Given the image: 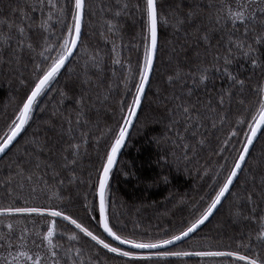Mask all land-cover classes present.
Wrapping results in <instances>:
<instances>
[{
    "label": "trees",
    "instance_id": "trees-1",
    "mask_svg": "<svg viewBox=\"0 0 264 264\" xmlns=\"http://www.w3.org/2000/svg\"><path fill=\"white\" fill-rule=\"evenodd\" d=\"M55 4L53 8L47 0L43 6L39 0H0V20L5 21L0 32L11 37L0 42V140L50 64L44 57L59 54L66 31L59 21L67 22L70 13L61 16L59 11L69 7L66 0ZM137 5L142 6V0H86L76 52L37 99L28 124L0 157V210L58 206L94 235L125 249L100 229L96 185L97 172L139 82L144 17ZM219 7V0H158V48L151 80L106 193L110 227L122 237L154 241L186 230L207 210L243 146L252 117L259 115L264 101V44L256 45L254 37L261 29L253 26L247 37L257 49L255 67L233 50L228 71L243 81L234 83L215 71L224 66L223 60L217 65L214 58L227 54L232 31L231 25L221 30L215 23ZM44 20L47 24L42 26ZM17 26L25 28L23 36ZM206 33L209 39L204 41ZM243 34L244 27L239 26L232 41L244 39ZM20 41L23 47H18ZM203 69H208V79L201 84ZM184 107L190 110L187 115ZM262 218L264 126L216 213L198 232L167 250L239 251L264 264V237L258 226ZM51 220L0 216V236L8 237L0 241V264L11 260L9 252L17 250L24 229L27 249L35 251L33 241L42 242L43 255L48 245L42 236ZM55 225L52 241L62 246L56 249L61 264L65 260L67 264H243L231 257L198 255L128 261L62 218H55ZM71 235L78 239L70 240ZM65 249H71V258Z\"/></svg>",
    "mask_w": 264,
    "mask_h": 264
},
{
    "label": "snow or ice",
    "instance_id": "snow-or-ice-1",
    "mask_svg": "<svg viewBox=\"0 0 264 264\" xmlns=\"http://www.w3.org/2000/svg\"><path fill=\"white\" fill-rule=\"evenodd\" d=\"M69 7L67 9H59L61 16L65 12L70 13V19L65 22L63 19H60V23L66 29L63 34L62 41L59 43V54L56 57H44L46 60L50 59L51 62L46 69L43 70V74L38 77L37 81L34 84V87L31 89L30 94L26 96V99L22 101V106L18 110V115L12 121L9 127V134H7L2 140H0V153H3L8 149L9 145L13 143L16 137L20 134L21 130L25 128V125L28 124L29 119L33 112V107L37 102V99L45 93V90L48 88L49 84L56 79L57 75L61 72V69L65 66L66 61L70 56L73 55L74 49L78 46V41L81 36V21L85 11L86 0H66ZM45 0H39V5L43 6ZM47 3L55 8V0H47ZM220 7L216 12L215 23L221 27V30L226 28L228 25H231V33H229V47L227 54L223 57L216 56L214 59L219 65L220 61L223 60V68L217 66L215 71L221 72L223 75H226L229 80L237 84H242L243 81H239L236 77L228 71V65L232 63V52L233 50L240 52L246 59L251 60L252 65L255 67L258 63V58L256 57L257 49L253 47V44L247 42V37L249 32L254 31L255 25H259L260 31L256 32L254 37V42L256 45L264 44V0H219ZM127 8L125 4L123 6ZM138 10L141 12L144 17V36H143V62L139 67V82L136 85V90L131 100V103L127 107V114L122 116L123 121L122 125H118V131L113 134V142L111 143L110 150L105 154V159L101 163V166L97 172L98 183L96 185L99 204V225L103 228V231L107 233L113 241H118L119 245H127V249H122L117 246H112L110 243L105 242L104 239L99 238L97 235H94L87 227L82 223L77 222L75 218L71 215L66 214V212L58 207H36V206H24V207H9L3 210H0V216H40V217H50L51 221L48 223V230L46 234H43L42 241L47 242V249L44 250L43 255L41 254L40 249L42 248L41 244L35 243L33 241L32 248L36 249H27V245L24 241L28 240L26 235L27 230H21V234L18 238L19 243L16 245L17 250L15 252H9L11 260L7 264H61V257L58 255L56 249H62V246L53 244L52 237L56 231L55 218H62L64 221H68L70 224L74 225L80 233H83L84 236L90 237L97 245H101L104 249H107L110 253H115L120 257L127 258L128 261H147L152 260L153 258H163L168 256H187V255H198V256H210V257H231L236 261L243 262V264H258L256 258H252L246 254H240L239 251H201L195 253L189 252H180V251H171L167 250V246L173 245L176 241H180L185 237H188L189 233H192L200 224H203L207 220L208 216L212 213L213 209L221 203L222 197L225 196V193L229 191V186L233 183V178L237 176L239 170H241L242 164L245 162L246 155L249 152L250 146L253 144V140L257 135V132L261 129V126H264V101L260 102V112L259 118L256 116L252 117V124H249V133L245 134V140L242 148L239 151L237 158L235 159L232 168L229 171V174L225 178L223 184L219 187V190L216 192L214 198H212L210 205L207 210L186 230L181 231L179 234L172 235L170 238H163L158 240H136L134 238L129 239L122 237L117 234L116 231L110 227V220L106 207V193L109 186V174L112 171L113 165L116 163L117 153L120 151L121 146L125 143V137L128 132V126L132 124V118L136 115L137 109L141 105L142 94L145 89V85L149 80V74L153 69V59L157 52L158 48V33H157V23H158V0H142V6L137 5ZM22 16L27 18L26 13H21ZM116 15L119 16L120 12H116ZM191 15V13L189 14ZM51 13H49L48 19L50 20ZM5 23V21L0 20V24ZM178 23H183V21H178ZM47 24V20L42 21V26ZM239 26L244 27V39L238 41H232L231 36L237 32ZM12 27L11 25L9 26ZM111 30V26H110ZM17 31L23 36L25 28L22 26H17ZM11 37L4 35L0 32V42L7 41ZM204 41L209 39L207 33L202 37ZM23 41L18 43V47H23ZM29 48L32 47L31 44L27 45ZM41 56H44V53H40ZM119 62V61H115ZM208 69H203L200 71L199 83L208 79L207 76ZM173 78L169 77L171 81ZM191 94V93H189ZM226 94V93H225ZM224 103V94L220 96L219 104L223 105ZM189 108L184 107L183 112L185 115L189 113ZM189 119H192L189 116ZM246 123V121L242 122ZM237 135V133H233ZM239 142V141H238ZM73 149H78L79 145H72ZM75 155V152L73 153ZM67 159V158H65ZM39 167V164H37ZM31 179V177H29ZM251 200V197H249ZM95 211V209H93ZM259 226V236L264 237V218L258 222ZM7 227L12 229V224H8ZM40 234L37 233V236ZM167 235V234H166ZM8 237L0 236V241H4ZM70 240H77L76 235L69 236ZM13 245L9 241V248ZM27 249V250H21ZM135 250H148L149 255H141L138 251ZM69 258H71V249L64 250ZM31 252V254H30ZM64 264H67V261H64Z\"/></svg>",
    "mask_w": 264,
    "mask_h": 264
},
{
    "label": "water",
    "instance_id": "water-1",
    "mask_svg": "<svg viewBox=\"0 0 264 264\" xmlns=\"http://www.w3.org/2000/svg\"><path fill=\"white\" fill-rule=\"evenodd\" d=\"M83 16H84V15H83ZM82 24H83V17H82V21H81V33H82ZM157 33H158V23H157ZM80 39H81V36H80ZM79 42H80V40L78 41V45H79ZM77 47H78V46H77ZM76 50H77V48L74 49V51H73V55H74V53L76 52ZM156 53H157V52H156ZM73 55L70 56V57L68 58V60H67L66 63H65V66L69 63V61L71 60V58L73 57ZM155 59H156V54H155L154 59H153V68H154V64H155ZM65 66H64V67H65ZM64 67H63V68H64ZM63 68H62V69H63ZM62 69H61V70H62ZM152 72H153V69H152V71L150 72V74H149V80H148L147 84L145 85V89H144V92H143V94H142V98H141V105H140V107L137 109V111H136V115L133 116V118H132V124L128 126V132H127V135H126V137H125V143H124V145L121 146L120 151L117 153L116 163L113 165L112 170L114 169V167L116 166V164H117V162H118V159H119V157H120V155H121V153H122V151H123V149H124V147H125V145H126V143H127L128 137H129V135H130V133H131V131H132V128H133V126H134V124H135V122H136V119H137V117H138V115H139V112H140V109H141V106H142V103H143V99H144V97H145V94H146L147 88H148L149 83H150V80H151ZM258 118H259V115L257 116V119H258ZM262 127H263V126H261V128H262ZM23 130H24V129L21 130L20 134L22 133ZM260 130H261V129H260ZM260 130L257 132V135H256V137H255L254 140H253V144H252V145L250 146V148H249V152H248V154L246 155L245 162L242 164L241 170H239L238 173H237V176L233 178V183L229 186V191H228L227 193H225V196H224V197H222V199H221V203L218 204L217 207H216L215 209H213L212 213L208 216L207 220H205L203 224L198 225V227H197L192 233H189L188 237H185V238H183V239L180 240V241H176L173 245H169V246H167V248H170V247H172V246H175V245H177V244H179V243H181V242L187 240L188 238H190L192 235H194L196 232H198V231H199V230H200V229H201V228H202V227H203V226H204V225H205V224H206V223L212 218V216L216 213V211L218 210V208L220 207V205L222 204V202L224 201V199L226 198V196L228 195V193H229L230 190L232 189V187H233V185L235 184L236 180L238 179L239 174H240V172L242 171V169H243V167H244V165H245V163H246V161H247V159H248V156H249V154H250V152H251V149H252L253 145L255 144V142H256V140H257V137H258V135H259ZM8 134H9V133H8ZM20 134L16 137V139L13 141V143L17 140V138L20 136ZM13 143H12V144H13ZM12 144H11V145H12ZM11 145H9L8 149L11 147ZM8 149H6L3 153H0V157H1V156H2V155H3ZM111 172H112V171H111ZM111 172H110V173H111ZM109 176H110V174H109ZM97 201H98V204H99L98 193H97ZM98 212H99V211H98ZM100 229H101L102 233H103V234H104V235H105L110 241H112V242H114L115 244L119 245L118 241H113L112 238L109 237V236L107 235V233H105V232L103 231V228H102L101 226H100ZM119 246H121V247H123V248H125V249H127V247H128L127 245H119ZM135 251H138L139 253H149L148 250H135Z\"/></svg>",
    "mask_w": 264,
    "mask_h": 264
}]
</instances>
